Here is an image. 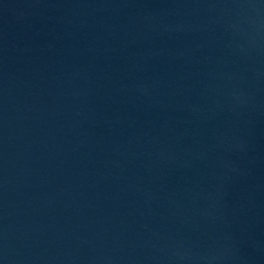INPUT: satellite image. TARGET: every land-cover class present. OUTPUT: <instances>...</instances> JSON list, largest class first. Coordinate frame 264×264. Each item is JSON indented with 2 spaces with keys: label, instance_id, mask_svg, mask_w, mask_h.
<instances>
[{
  "label": "water",
  "instance_id": "water-1",
  "mask_svg": "<svg viewBox=\"0 0 264 264\" xmlns=\"http://www.w3.org/2000/svg\"><path fill=\"white\" fill-rule=\"evenodd\" d=\"M0 264H264V0H0Z\"/></svg>",
  "mask_w": 264,
  "mask_h": 264
}]
</instances>
